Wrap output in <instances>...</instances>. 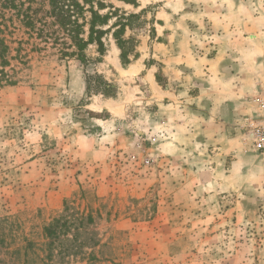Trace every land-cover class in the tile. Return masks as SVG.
I'll use <instances>...</instances> for the list:
<instances>
[{"label": "rangeland", "instance_id": "rangeland-1", "mask_svg": "<svg viewBox=\"0 0 264 264\" xmlns=\"http://www.w3.org/2000/svg\"><path fill=\"white\" fill-rule=\"evenodd\" d=\"M108 1L138 15L128 59L113 31L86 65L15 34L28 62L0 88V264H23L28 243L27 264H264V155L237 124L209 140L190 99L211 71L264 84V0ZM66 202L94 221L48 262L44 227Z\"/></svg>", "mask_w": 264, "mask_h": 264}, {"label": "trees", "instance_id": "trees-1", "mask_svg": "<svg viewBox=\"0 0 264 264\" xmlns=\"http://www.w3.org/2000/svg\"><path fill=\"white\" fill-rule=\"evenodd\" d=\"M120 12L108 0H0V88L16 85L19 80L18 64L26 65L28 62L23 49L25 41L15 37L17 31H22L29 39L53 42L62 55H75L84 65L88 62L86 48L96 44L103 55L104 36L108 31H113L122 58L128 59V41L123 35L138 15ZM13 44L18 46L14 48ZM86 83L89 93H104L109 85L99 74H86ZM71 209L66 202L61 214L44 227L43 244L48 262H52L55 256L65 258L71 254L70 250L78 251L83 247L84 242L78 239L87 224L94 221L93 211ZM3 222H8V218H0V227ZM32 246V243H28L25 247L17 248V252L24 249L23 264H27L28 250Z\"/></svg>", "mask_w": 264, "mask_h": 264}, {"label": "crops", "instance_id": "crops-1", "mask_svg": "<svg viewBox=\"0 0 264 264\" xmlns=\"http://www.w3.org/2000/svg\"><path fill=\"white\" fill-rule=\"evenodd\" d=\"M206 69L211 71L209 67ZM212 75L213 72L211 71L208 75V80L202 87H199V94L191 95L190 99L201 108L195 113L199 116L203 133L209 140L213 139L218 142L224 140L227 125H230V129L231 127L235 128L242 115L254 113L256 103L253 98L249 101L248 98H245L247 95L246 91L253 95L257 93L259 87L241 88L237 84L233 85L232 80H230V83L227 82L223 77L220 80H216L221 81L222 85H219V82L212 84ZM217 75L219 76V74Z\"/></svg>", "mask_w": 264, "mask_h": 264}, {"label": "built area", "instance_id": "built-area-1", "mask_svg": "<svg viewBox=\"0 0 264 264\" xmlns=\"http://www.w3.org/2000/svg\"><path fill=\"white\" fill-rule=\"evenodd\" d=\"M254 113L242 116L237 126L244 132V139L252 150L264 155V84L253 97Z\"/></svg>", "mask_w": 264, "mask_h": 264}]
</instances>
